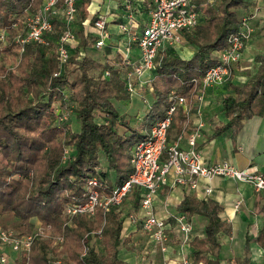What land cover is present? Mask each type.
<instances>
[{
	"label": "trees",
	"instance_id": "obj_1",
	"mask_svg": "<svg viewBox=\"0 0 264 264\" xmlns=\"http://www.w3.org/2000/svg\"><path fill=\"white\" fill-rule=\"evenodd\" d=\"M41 4L42 0H0V34L5 32L0 37V228L17 235L36 234L28 256H18L9 264H131L118 256L124 218L115 206L97 210L93 219L68 217L65 206L85 200L91 177H97L104 195L127 179L132 148L164 117L171 96L192 99L206 71L217 64L214 53L227 48L239 33L236 9L247 8V0H219L216 6L205 7L203 19L199 16L198 24L183 33L196 47L190 59L171 50L157 54L145 84L152 89L153 102L145 115L132 118L114 105L132 95L127 90L132 80L122 73L125 64L121 60L124 65L114 69L102 60L95 51L96 38L84 33L90 0H78L77 19L71 25L52 20L46 45L22 46L14 41L25 31L27 15L36 13ZM67 27L78 42L60 67L55 42ZM80 52L83 56L78 58ZM254 61L256 77L243 86L230 85L232 94L222 99L227 121L214 128L212 138L228 130L235 137L246 119L264 116V57ZM69 106L76 127L67 121ZM62 113L66 118L60 121ZM185 116L178 107L167 136ZM176 211L189 223L196 215L207 220L204 237L190 242L192 263L199 264L198 258L208 253L213 258L205 264H219L220 241L231 233V225L221 219V205L185 194ZM260 212L264 218V196ZM97 231H101L102 252L89 245ZM57 237H62L60 244ZM255 242L264 252V224ZM84 248L86 255L81 258Z\"/></svg>",
	"mask_w": 264,
	"mask_h": 264
},
{
	"label": "built area",
	"instance_id": "obj_2",
	"mask_svg": "<svg viewBox=\"0 0 264 264\" xmlns=\"http://www.w3.org/2000/svg\"><path fill=\"white\" fill-rule=\"evenodd\" d=\"M190 1L150 0L148 2L146 6L147 20L140 34L137 37L130 35L131 40L137 43L138 55L136 58H132L130 47H128L121 56L123 63L130 68V72L127 74L129 79L135 77L142 80L140 83L143 85L147 84L157 54L168 48L179 49L185 42L183 33L192 30L198 24L199 19V15L192 9ZM77 12L78 0H42L39 10L27 15L25 31L18 33L14 37V41L22 46L29 42L46 45L45 35L52 31V20L57 18L69 26L77 19ZM94 27L98 31L99 38L95 42V47H103L109 38L105 19L99 17L94 22ZM245 27V20H242L239 33L232 37L229 46L214 53L217 64L206 71L200 81L198 91L190 101L177 95L170 97L171 104L164 117L155 121L148 136L132 148L130 157L132 172L127 179L122 184L114 186L108 195H104L99 192L100 183L97 177L89 178L85 200L68 203L64 209L66 216L84 215L93 219L97 210H106L110 206L117 207L121 212L128 197L137 196L138 204L137 208L135 207L137 210L133 211L134 208H132L128 219L139 222L141 231L148 236V241L162 254H165L168 250L170 232L174 230L179 233L182 243H188L192 226L183 214H178L173 218L174 226L169 223L168 225L164 219L155 214V199L163 187L188 190L201 188L202 198L206 200L212 193V189L210 186L203 185V181H209L214 177H223L248 183L257 192L264 191V174L256 168L239 169L225 161L214 165L204 163L200 152L196 149V144L201 138L200 131L204 126L202 119L194 129H188L187 124H184L175 143H169L167 140V132L178 107L182 108L185 115H188L193 109L201 117V105L206 90L220 87L229 79L231 67L241 58L244 39L248 37ZM119 28L122 32L127 30L124 25H120ZM4 35L5 32L2 31L0 37L4 38ZM77 42L76 34L68 27L61 33L55 42L60 67H63L68 61ZM82 56L83 54L80 52L78 58ZM104 75L107 77L109 73L105 72ZM127 90L130 94H135L132 81H129ZM65 118L66 114L62 113L60 121ZM181 140L186 142L185 148L179 146L178 143ZM35 235V233L17 235L13 231L0 228V264H9L10 260L13 261L18 256L27 257ZM91 236L101 238V231L94 232ZM61 242L62 237H57L56 244ZM86 251L87 248H84L81 258L86 255ZM56 263L60 264L59 261ZM162 264L193 263L187 256H184L179 260H174L173 263L170 260H165Z\"/></svg>",
	"mask_w": 264,
	"mask_h": 264
},
{
	"label": "crops",
	"instance_id": "obj_3",
	"mask_svg": "<svg viewBox=\"0 0 264 264\" xmlns=\"http://www.w3.org/2000/svg\"><path fill=\"white\" fill-rule=\"evenodd\" d=\"M149 1L90 0L87 8L88 16L82 23L84 33L95 37L97 41L99 39L98 31L94 27V22L99 17L105 19L109 38L103 47L96 48L95 51L98 52V56L102 60H107L114 69H119L124 65L121 56L128 47H130L131 57H137V43L131 40L130 35L137 37L140 34L147 20L146 6ZM218 1L191 0L190 4L192 9L203 19L205 7L207 5L216 6ZM247 3V8L236 9L240 20H245L248 37L244 39L241 58L231 67L229 79L220 87L207 89L201 105V117L193 109L190 110L184 121L174 125L175 127L171 129L167 139L169 143H175L184 124H187L188 129H194L199 120L202 119L204 126L200 131L201 138L196 144V149L200 152L206 165L225 161L239 169L256 168L264 174V116L246 119L235 137L228 130L212 138L214 128L225 124L227 121L222 110V99L232 94L230 85L243 86L252 81L256 77L258 69V63L254 61L255 57H264V0H247ZM93 16H95V21L92 22ZM120 25L126 26L127 30L122 32L119 28ZM166 50L174 51L184 59H190L196 51V47L185 40V44L179 49L168 48ZM129 72L130 68L124 65L122 73L128 74ZM131 80L135 87V94H132L127 100L115 102L114 105L120 114L132 118L146 114L153 102V94L151 87L142 83L139 84L142 80L135 77H132ZM145 103L147 104L145 105ZM141 106H144V114L138 110ZM147 132L148 128H145L144 133ZM178 144L182 148L186 147L184 140ZM203 185L211 187L212 193L208 199L221 205L223 208L221 219L231 225L230 235L223 237L220 241L219 264H264V252L255 242L264 224V218L260 212L261 197L264 196V191L257 192L248 183L223 177H214L209 181L204 180ZM185 194H193L196 199L204 200L201 188L188 190L163 187L155 199V214L164 219L167 224L174 226L175 222L171 220L179 214L176 207ZM129 199L132 201V205L138 204L137 196ZM206 222L204 217L197 215L191 218L192 232L188 243H182L179 233L174 230L170 232L168 250L162 254L157 247L148 241V236L141 231L139 222L124 218L123 226L125 227H122L123 230H121L118 256L121 260L131 264H162L165 260H170L173 263L174 260H179L184 256L191 260L193 259V249L190 242L194 237H204ZM90 238V246L96 251L102 252L101 238L94 236ZM247 240L248 242H246ZM244 257L246 258L244 259ZM212 258L210 254L205 253L198 258V262L205 264ZM244 260L245 262H243Z\"/></svg>",
	"mask_w": 264,
	"mask_h": 264
},
{
	"label": "rangeland",
	"instance_id": "obj_4",
	"mask_svg": "<svg viewBox=\"0 0 264 264\" xmlns=\"http://www.w3.org/2000/svg\"><path fill=\"white\" fill-rule=\"evenodd\" d=\"M185 44V42L181 45V47L183 46ZM137 46V45H136ZM12 66V65H11ZM147 103H148V101H147ZM147 103H145V105L147 104ZM71 110H73V108H72V106H69V108L67 109V111H69V116H68V122L70 123V121H72V126H74V127H76V121L74 120V115H73V112L71 111ZM138 110H141L140 112H142L143 114L145 113V109H144V106H141ZM138 134V136L140 135V133H137ZM168 140V139H167ZM165 157V154L163 155V158ZM101 163L102 164H105V161L102 159V161H101ZM130 197H128V199L125 201V203H124V207L122 208V211H121V213H122V215H123V217H125V219L127 220L128 219V215H129V213L131 212V209L132 208H134V210L133 211H136L137 209V207L136 206H134V204L132 205V201L129 199ZM136 207V208H135ZM123 211H124V213H123ZM116 212H120V210H118L117 209V207H116ZM129 220V219H128ZM34 225L36 226V231H39V229H38V227H39V223L38 222H35L34 223ZM191 237V236H190ZM121 240V239H120ZM176 242V241H175ZM98 243H100V242H98ZM176 244H177V242H176ZM90 245V244H89ZM99 247V246H98ZM74 264H75V262H73Z\"/></svg>",
	"mask_w": 264,
	"mask_h": 264
}]
</instances>
